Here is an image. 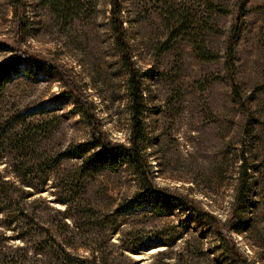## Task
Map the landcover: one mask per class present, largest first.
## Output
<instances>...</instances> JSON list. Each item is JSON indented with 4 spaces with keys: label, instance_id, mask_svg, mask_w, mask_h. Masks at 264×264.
<instances>
[{
    "label": "rangeland",
    "instance_id": "rangeland-1",
    "mask_svg": "<svg viewBox=\"0 0 264 264\" xmlns=\"http://www.w3.org/2000/svg\"><path fill=\"white\" fill-rule=\"evenodd\" d=\"M109 1L81 0L66 20L24 0L20 28L0 0V40L12 47L0 61L17 53L48 66L0 88V120L50 106L11 127L0 150V264H264V0H121L144 71L145 175L212 219L134 204L141 180L129 163L84 176L80 158L58 159L94 126L130 137Z\"/></svg>",
    "mask_w": 264,
    "mask_h": 264
},
{
    "label": "trees",
    "instance_id": "trees-1",
    "mask_svg": "<svg viewBox=\"0 0 264 264\" xmlns=\"http://www.w3.org/2000/svg\"><path fill=\"white\" fill-rule=\"evenodd\" d=\"M11 1L14 5L13 11L16 25L21 28L25 23L24 0ZM44 1L49 2L53 11L58 16H63L66 20L71 18V15L76 8L78 9L81 7V0ZM109 2L111 32L115 46L120 54L123 67L128 74L129 111L131 114L130 137L127 142L114 141L108 137L104 131L94 126L89 138L77 143H68L58 153V159L61 157L80 158L81 162L77 170L79 174L84 176L93 175L103 169H115L121 164L129 163L133 169H135L141 180V192L139 193L137 200L134 201V204L139 205V201L141 203L142 201H148L150 204H154L161 212L167 211L171 205H174L186 210H192L198 217L212 219L214 215L210 212L206 210H197L192 204H189L190 200L188 198L175 195L164 186H157L145 175L146 159L141 148V143L144 138L143 112L145 109V99L142 88L144 71L137 65L131 52V46L125 31L121 0H110ZM235 39L236 36L232 33L226 51L227 66L234 65L236 50ZM10 51H12L10 44L0 40V52ZM43 64L44 63L40 62V60L32 55L25 56L17 53L10 54L0 61V88L13 80L23 70L29 71L30 67H38L39 69L48 67ZM233 93L234 95H238V86L236 84L233 86ZM78 102L83 104L81 101ZM79 103L76 106L77 111L86 115L85 109L82 108L83 106H79ZM49 107L47 101L38 104L33 111L30 110L29 106H25L24 108L16 107L10 115L2 118L0 120V150H2V147L8 138V133L11 127L13 128L20 122L26 121V118L35 112L47 111ZM44 123L46 127H49L51 121L45 120ZM12 134L13 133H10V135ZM15 135H17V133H15ZM244 173H246L245 169ZM245 181L246 180L243 179V184ZM240 194H243V190L240 191ZM239 197L241 198V196ZM121 207L122 206L118 208ZM87 264H90V262H87Z\"/></svg>",
    "mask_w": 264,
    "mask_h": 264
}]
</instances>
